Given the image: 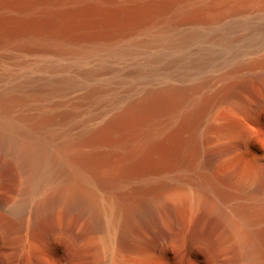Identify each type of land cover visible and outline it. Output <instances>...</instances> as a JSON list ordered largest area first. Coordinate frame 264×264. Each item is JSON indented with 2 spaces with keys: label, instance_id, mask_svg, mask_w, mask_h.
I'll return each instance as SVG.
<instances>
[{
  "label": "bare ground",
  "instance_id": "1",
  "mask_svg": "<svg viewBox=\"0 0 264 264\" xmlns=\"http://www.w3.org/2000/svg\"><path fill=\"white\" fill-rule=\"evenodd\" d=\"M253 1L0 0V264H264V55L208 95L199 81L127 99L104 60L78 68L89 49L133 54L96 41L157 13ZM229 29L176 45L228 48Z\"/></svg>",
  "mask_w": 264,
  "mask_h": 264
},
{
  "label": "rangeland",
  "instance_id": "2",
  "mask_svg": "<svg viewBox=\"0 0 264 264\" xmlns=\"http://www.w3.org/2000/svg\"><path fill=\"white\" fill-rule=\"evenodd\" d=\"M216 6L209 7L207 4L203 3L198 6L193 13H189V15L184 14V12L182 14L180 8V10L178 8V10L173 9V12L169 10L166 14L163 12L164 16L163 13H160V15L157 13V16H153V20L152 18L150 19L152 22L149 20V22H147L148 24L145 23L144 26L142 25L143 27L140 26V29H134L132 34H128V37L127 35H123L114 38L109 37L104 41H96L100 43L103 48L116 47L119 45L130 46L134 50L133 54L126 55L116 60L107 53H104L102 56H96L93 50L89 49L87 50V58L78 65V68L81 70L93 68L100 60H104L105 64L109 68L114 69L115 73L118 75L114 77V80L119 81L116 87H118V89H128L126 91L127 99L139 97L146 87H159L167 84L188 86L199 81H206V83L201 86L202 88H199L198 93L205 95L212 94L221 89L233 78L240 76L241 73L244 74L243 72H248L249 70L255 69V66H259V64H255V66H251V68H253L250 69L249 66H245V64L250 60L261 59V56L263 57L264 55V1L256 0L248 2L247 4H237L235 6L233 5V8L232 6H230V8H224V6H222V9L220 8L221 6ZM208 12L210 14L212 13L211 17H214L212 20L210 19L211 17H208L209 20L205 19L202 21H197L198 18L195 19L198 15L199 19L204 15V17H207L206 13L209 14ZM204 17L201 19H204ZM166 25L171 29H167L166 35L160 34V31L164 29ZM225 27L230 28L228 35L234 37V40L230 42L228 48L222 47L214 38H212L213 40H205V38H200L198 39L199 41L197 39L190 40L185 45H181V47L176 45L181 37L189 33L196 32L200 36H217L221 34L220 32H222ZM260 27L261 29L259 30ZM86 41H81L79 45L82 46L85 44L84 46H90L91 44L89 42L86 43ZM30 57L31 55L28 58ZM48 57L52 58L51 55H48ZM65 57L66 62L63 60V63H67L68 60L70 64H72H69L72 66V69L70 67L69 73L67 72L66 74H73L75 69L73 67L76 66V58L80 56L67 55ZM208 57H210V63L204 62ZM32 58L33 57H31V59ZM35 60L36 59H34L33 62H35ZM174 61L178 63L176 64L177 66L171 65ZM241 62L247 63L243 64ZM200 63L205 65H201ZM237 63L243 64L244 67H241L242 65H238ZM238 66L239 69H234L238 68ZM260 66L262 68L264 64H260ZM185 68L188 69L189 75L187 76L182 75V71ZM257 68L258 70H256ZM261 68L256 67L253 71L259 72V70H262ZM108 82H105V84ZM260 110L261 125L258 132L259 136L255 138V143L256 145L258 144L259 147L261 145V147H263L264 105Z\"/></svg>",
  "mask_w": 264,
  "mask_h": 264
}]
</instances>
